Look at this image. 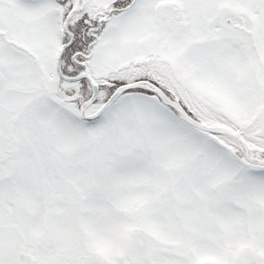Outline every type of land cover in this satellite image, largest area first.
I'll use <instances>...</instances> for the list:
<instances>
[{"label": "snow or ice", "instance_id": "obj_1", "mask_svg": "<svg viewBox=\"0 0 264 264\" xmlns=\"http://www.w3.org/2000/svg\"><path fill=\"white\" fill-rule=\"evenodd\" d=\"M0 264H264V0H0Z\"/></svg>", "mask_w": 264, "mask_h": 264}]
</instances>
